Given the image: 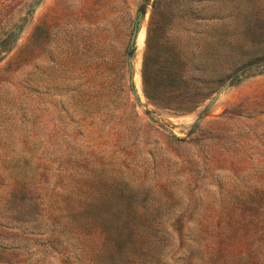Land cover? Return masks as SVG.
Segmentation results:
<instances>
[{"label": "rangeland", "instance_id": "374dc122", "mask_svg": "<svg viewBox=\"0 0 264 264\" xmlns=\"http://www.w3.org/2000/svg\"><path fill=\"white\" fill-rule=\"evenodd\" d=\"M218 15L223 85L152 104L144 54L197 90ZM0 264H264V0H0Z\"/></svg>", "mask_w": 264, "mask_h": 264}, {"label": "trees", "instance_id": "16d2710c", "mask_svg": "<svg viewBox=\"0 0 264 264\" xmlns=\"http://www.w3.org/2000/svg\"><path fill=\"white\" fill-rule=\"evenodd\" d=\"M125 6L128 9L126 2H125ZM157 8H159V5L154 4L150 18V24L152 23V18L155 11H157ZM214 19L218 24V26L214 29L216 33H214L213 36V43H215L219 49L223 50V48L229 46L230 43L227 38L228 34L222 25L223 18L218 15L217 17H214ZM220 24L222 26H220ZM133 27H134V21H133ZM41 29H42L41 26H38L36 28V30L38 31ZM130 52H131V48L130 45L128 44L127 56ZM221 55L224 56L223 58L224 61L221 64H217L214 74L211 75L210 77L203 78L201 80L202 85L199 86L197 90L191 92L190 91L184 92L183 90H181L182 84L180 83L186 77L183 57H178V58L175 57L171 60H167L166 58L165 60L161 61L158 64L159 67L158 71L160 72L157 73V75L150 77L149 75H147L146 72L148 65L147 54H144L143 62H142V70H141L142 89L144 95L152 104L176 112H187L194 109L204 100H206L210 95L215 93L220 88V86L223 85L221 81H223L225 77H227L226 76L227 72L224 69V66L227 64V62L225 61H227L228 59V52L227 51L224 52V50L222 54H219L218 52V56ZM126 63H127V58H126ZM213 79H215V82L218 81L221 82V84L215 88L211 87L209 84L210 82L208 81Z\"/></svg>", "mask_w": 264, "mask_h": 264}, {"label": "water", "instance_id": "95a60500", "mask_svg": "<svg viewBox=\"0 0 264 264\" xmlns=\"http://www.w3.org/2000/svg\"><path fill=\"white\" fill-rule=\"evenodd\" d=\"M140 26H141V18H140V14H139L136 16V18L134 20V27H133L132 34H131L130 41H129L131 52L127 56V68L129 71V80L128 81H129L130 86L132 85V87H134V78H135L134 68L132 66V56H133L132 55V53H133L132 49H134L136 38L140 32ZM134 95H135L136 100H138V93L136 90L134 91Z\"/></svg>", "mask_w": 264, "mask_h": 264}]
</instances>
